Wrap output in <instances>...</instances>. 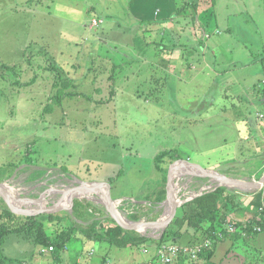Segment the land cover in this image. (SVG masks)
I'll return each instance as SVG.
<instances>
[{
	"label": "rangeland",
	"instance_id": "374dc122",
	"mask_svg": "<svg viewBox=\"0 0 264 264\" xmlns=\"http://www.w3.org/2000/svg\"><path fill=\"white\" fill-rule=\"evenodd\" d=\"M159 1L164 0H146L143 11L151 8L154 18ZM196 1L198 16L187 10L174 16L184 0L168 21L158 23L159 15L158 25L148 31L145 26L152 23L139 26L129 0H0V183L15 189L17 200L31 201L79 179L97 183L88 184L93 188L110 186L127 220L152 224L165 212L167 193L162 192L176 169L194 164L240 180L261 178L264 0ZM77 73L83 80L76 84ZM113 79L120 81L114 98ZM60 92L77 96L59 106ZM164 151H175L181 159L162 160L159 167L167 175L155 161ZM177 182L183 188L175 197L183 203L171 224L189 213L195 199L219 187L205 176H181ZM223 188L219 207L230 214L229 233L232 222L244 223L235 215L243 211L242 199L256 191ZM74 199L56 213L61 222L50 221L56 214H40L50 236L71 227L105 233L118 225L104 201ZM56 205L48 202V208ZM23 216L0 196V223L13 227ZM208 225L194 231L175 224L171 234L125 228L152 239L126 249L78 232L60 262L50 247L17 235L8 237L2 252L12 264H103L106 256L111 264H201L202 251L196 257L194 251L207 240L213 243L205 233ZM163 237L165 243L159 244ZM164 245L187 250L165 263L158 256ZM214 258L264 264V232L223 242Z\"/></svg>",
	"mask_w": 264,
	"mask_h": 264
},
{
	"label": "trees",
	"instance_id": "16d2710c",
	"mask_svg": "<svg viewBox=\"0 0 264 264\" xmlns=\"http://www.w3.org/2000/svg\"><path fill=\"white\" fill-rule=\"evenodd\" d=\"M136 1L137 0H131V3L133 4V2ZM196 2L197 1L192 2L190 6L188 5V3H186L177 11L176 14L179 16L187 9L191 8L193 9L194 14L198 16L201 13L199 12V8L198 5H196ZM260 61L264 63V56H262ZM4 68L8 67L4 66ZM115 83L116 80L113 79V85L110 89L112 90V98L115 97ZM65 84V87H67L70 85V82H66ZM80 95L81 94H79V96ZM75 96H77V94L60 92L55 97V102L56 104L61 106L62 100L64 98ZM112 98L107 102H111ZM96 102L98 104L105 103V101L101 99H98ZM166 157H170L174 161H181L180 157L177 153H175V151H164L158 154L155 158L158 168H160V163ZM160 170L164 172L165 175H167V171H164L161 168ZM225 191H227V189L221 187L218 188L215 192L204 194L201 197L195 199L190 205H188L189 213H185V215L177 217L171 224V226L168 227L165 231V234L173 233L174 231H172V227H174L175 224L176 226L178 225L181 230L182 227H190V229H193L194 231L199 228L206 227V225L209 224L205 233L206 235H208V237L211 238L213 243L209 247L205 248L200 254L199 257L201 260V264H222L223 260H225L226 258L222 259L220 263L214 262V257L217 253L218 245L220 243H223L225 241L235 242L240 239L246 240L247 237H252L264 232V209L262 213L260 211V209L262 208V203L264 202V188L261 191L249 194L252 196L251 199H245L244 204L246 208H243V211L246 210L253 216V218L246 220L244 223L232 222V224L237 228L234 234H232L231 232L228 233L225 229V224L227 221H229L228 219L230 214L225 211V209V213H222L219 207L220 199L224 196L220 194L224 193ZM166 193L167 191L164 190L162 192V195H165ZM6 215L8 218L14 217V215L10 211H6ZM39 216L40 215L27 214L23 216V219L20 221L22 223L13 227L6 223H0V264H6L8 262L12 264L14 262L13 260L4 257L2 252L3 245L10 235L25 237L27 240H30L42 247H53L52 252L57 262L61 261L63 252H65V249H67L68 245L76 238L75 235L78 232L87 240L89 239L91 241L108 243L111 246H115L121 249L137 248L150 243L152 240L151 238L146 236L127 233L125 232V229L120 225H115L114 227L108 228L105 233H99L96 232V230L94 231L93 229L84 230L71 227L67 229V231L55 233L54 236H50L45 228V223L38 219ZM50 221L53 223H55V221L61 222L58 214L51 215ZM256 226H259L261 228V232L255 231ZM218 234H222V237H219ZM181 238V234L176 235L177 240H180ZM158 243H165L164 237ZM231 250L232 248L230 247L226 255H228ZM259 254H261V252ZM105 263L106 261H103V264Z\"/></svg>",
	"mask_w": 264,
	"mask_h": 264
},
{
	"label": "water",
	"instance_id": "95a60500",
	"mask_svg": "<svg viewBox=\"0 0 264 264\" xmlns=\"http://www.w3.org/2000/svg\"><path fill=\"white\" fill-rule=\"evenodd\" d=\"M189 163V161H188ZM179 175L182 177H187V176H205L209 177L213 182L217 183L219 187H226V188H240L243 190H248V191H261L264 188V174L261 176L259 180H252V181H247V180H240L236 179L233 177H227L224 174L220 173L219 171L215 169H208V168H202L197 165H190L189 168L185 170H180L176 169L173 174H171L168 185H167V204L169 203V210L167 213V219L165 223L162 225V227H158L157 223H144L142 221H130L127 219H124L115 210L114 207V201L112 200V195H111V188L110 186L106 184H101L99 183L97 188H90V189H81L74 191L68 195V200H72L78 196H84L88 194H98L100 192L105 191L106 195L104 198V203L106 210L108 213L111 215V217L120 225L122 228H128L132 230H138V228L146 229V230H151V231H156V230H163L165 231L169 225L171 224L176 208L179 207L176 205L175 200V193H174V188H173V183L175 180V176ZM86 183V182H84ZM87 184H97V183H87ZM219 187H217L214 191L215 192ZM208 192V193H212ZM207 193V194H208ZM204 195V194H203ZM0 196L4 199V201L14 210H16L19 213L22 214H34V215H40V214H56L58 212H61L63 210H66L68 207V202L63 203L61 205H56L54 207H46L42 209H37V210H32V209H27L23 205V202L18 203L15 200H12L8 194V191L4 187L3 184L0 183ZM201 196V195H200ZM141 233H144L142 231H139Z\"/></svg>",
	"mask_w": 264,
	"mask_h": 264
},
{
	"label": "bare ground",
	"instance_id": "6f19581e",
	"mask_svg": "<svg viewBox=\"0 0 264 264\" xmlns=\"http://www.w3.org/2000/svg\"><path fill=\"white\" fill-rule=\"evenodd\" d=\"M61 177H62V175H61ZM180 177L181 176L176 175L175 176V179L176 178H180ZM87 185H85L83 182L79 181V179L78 180L77 179H74L73 184L71 186H69V187L61 186V187H58V188L50 189L47 192H44V193L39 194L36 199H33L31 201H21V200H17L16 196L18 195L17 194L18 192L15 189H12L11 187H9L7 184H4V187L8 191V194H9V196H10V198L12 200L17 201L18 203L23 202V204H24L23 206L25 208H27V209L37 210V209H42V208L48 207V202H50V201L56 202L57 205H61L63 203H67V202L70 203L71 199L68 200V195L70 193L74 192V191H77V190H81V189H86L87 190V189L93 188L91 185H88V186ZM182 186H180V184L178 182H177L176 185H175V183H173L174 193L175 194H178L180 192V189H181ZM216 186H218V185H216ZM184 190H185V188H184ZM104 198H105V196L103 195V193L100 196H96L94 194H88V195L76 197V199L88 200V201H94V202H102L104 200ZM73 200H75V199H73ZM175 203H176L177 206H180V205H182L183 202L180 201V200H178V199H176L175 200ZM118 205H119V201H114V207H115V210L118 213V215H120L124 219H127V217L118 210V207H117ZM168 210H169V203L168 204L166 203V205H165V212H164L162 218L157 223V226L158 227H162V225L165 223V221L167 219ZM143 220H145V219H143ZM142 222H144V221H142ZM138 230L139 231H142V232H146L147 231L146 229H142V228H138ZM158 231L159 230L151 231V234H157Z\"/></svg>",
	"mask_w": 264,
	"mask_h": 264
},
{
	"label": "crops",
	"instance_id": "0c3cea01",
	"mask_svg": "<svg viewBox=\"0 0 264 264\" xmlns=\"http://www.w3.org/2000/svg\"><path fill=\"white\" fill-rule=\"evenodd\" d=\"M148 1V0H147ZM184 0H164L163 1V3H161V1H159V4H158V6L155 8L157 11H159L160 12V16H161V20L160 21H157L158 23H160V22H164V20L165 21H168V19H169V16H170V14L172 13V11L173 10H178L177 8L179 7V5L180 4H182V2H183ZM188 1L190 2V4L192 3V2H194V1H196V0H187V3H188ZM144 2H146V0H137L136 2H133V4L131 3V0H129V2H128V7H129V9H130V11H131V13H133V15H137L135 18H136V21L138 22L137 24L139 25V26H144V25H146V24H150V23H152V25H146L145 27H148V29L146 28V30H148L149 31V29L150 28H155L154 26H157L158 24L154 21V19H155V13H154V18H153V16L151 17V8H149V11L148 12H144L143 11V8H144V6L146 5V4H144ZM154 9V8H153ZM187 11H193V9H187ZM199 11H200V9H199ZM173 14H174V16L175 15H177L176 14V12H173ZM182 16V15H181ZM181 16H179V17H181ZM171 18V17H170ZM172 19V18H171ZM180 20V19H179ZM179 20H178V18H177V20H176V22L178 23L179 22ZM175 21V20H174ZM182 22V21H181ZM165 24V23H164ZM166 24H168V23H166ZM150 27V28H149ZM151 35H153L152 33H150ZM154 36V35H153ZM129 49V48H128ZM130 49H132L133 51H136V49L137 48H130ZM128 50L127 52L128 53H133V54H135L132 50ZM139 53H147V51H139L137 54H139ZM153 53L151 52L150 54H148V55H152ZM63 67H64V65H62ZM65 69V68H64ZM66 70V69H65ZM66 71H68V70H66ZM80 71L81 72H83V70L82 69H79L78 70V73H80ZM78 73L76 74V75H73V77H72V79H73V81H75L76 82V84L78 83V81H81V80H83V79H79V75H78ZM78 81H77V80ZM116 80H118V79H116ZM119 80L117 81V87H119ZM260 135V137L261 138H263V134L264 133H262V130H261V132L259 133ZM257 171H264V162H262V165H261V167L257 170ZM251 199L252 198V196L251 195H246V196H244V198L242 199V203H243V205L240 207V208H246V206H245V204H244V201H245V199ZM235 215H237V219L239 220V221H243V222H245L246 220H249V219H252L253 218V216L251 215V214H249L246 210H244V211H241V213L239 212L238 214H235ZM234 215V216H235ZM85 240V239H84ZM108 244V243H107ZM222 244L223 243H220L219 245H218V247L220 248V246H222ZM109 245V244H108ZM111 246V245H110ZM218 248V249H219ZM94 253V252H93ZM93 253H91V254H93ZM106 258V260H107V262L105 263V264H111V260L109 259V257L108 256H106L105 257ZM215 259V258H214ZM142 261L144 262H146L147 261V259L146 258H144V259H142ZM215 262V261H214ZM227 262V261H226ZM226 262L224 261V262H222V264H226ZM216 263H218V262H216ZM220 263V262H219Z\"/></svg>",
	"mask_w": 264,
	"mask_h": 264
},
{
	"label": "built area",
	"instance_id": "2783aa9c",
	"mask_svg": "<svg viewBox=\"0 0 264 264\" xmlns=\"http://www.w3.org/2000/svg\"><path fill=\"white\" fill-rule=\"evenodd\" d=\"M159 11H156L155 12V18H158L159 16ZM214 183V182H213ZM263 209H264V202L262 203V208L260 209L261 213L263 212ZM229 230L230 232H234L236 230V226L235 225H230L229 227ZM255 231L257 232H261V228L259 226H256L255 227ZM210 241L207 240L206 243L199 249H197L196 251H194V257H196V255L198 253H200L201 251H203L205 248L209 247L210 245ZM50 251H53V247H50L49 248ZM187 249H184V250H180V247H175V246H162L160 247V249L158 250V256L165 262V263H170L171 261L174 260V256L180 252H185Z\"/></svg>",
	"mask_w": 264,
	"mask_h": 264
}]
</instances>
